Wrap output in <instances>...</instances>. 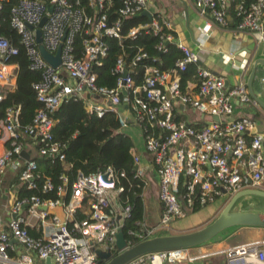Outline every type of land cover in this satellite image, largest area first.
Wrapping results in <instances>:
<instances>
[{"label":"built area","instance_id":"1","mask_svg":"<svg viewBox=\"0 0 264 264\" xmlns=\"http://www.w3.org/2000/svg\"><path fill=\"white\" fill-rule=\"evenodd\" d=\"M7 0H0V13ZM233 0H191L201 12L220 27L227 25V5ZM112 0H18L8 9V23L19 38L28 69L38 73L31 84L40 106L31 122L21 126L19 106H8L0 117V198L11 193L12 200L5 209L6 220L0 216V264H33L35 260L49 264H97L94 250L113 254L115 235L130 218L131 205L122 203L123 191L119 180L124 171L104 166L83 174L77 169L70 185L68 200H64L65 177L56 188L58 199L31 195L16 198L14 183L6 190L1 187L6 172L14 173L17 186L26 190L36 188V161L30 156L33 149L38 156H58V144L51 142V114L61 103L80 100L88 114L102 117L115 115L119 129L136 127L142 138L146 155L145 167L139 155L130 152L133 178L146 185L148 167L156 177V195L161 206L158 221L153 226L136 222V229H128L132 239L142 240L170 229V222L184 218L194 200L201 206L242 189H260L264 178V135L254 131L249 116L232 118V101L242 105L255 104L243 83L228 86L222 76L197 65L195 52L177 37L173 23L164 14L150 9L151 0H117L110 19L106 11ZM50 8V12L47 9ZM88 9V12L85 10ZM237 31H246L257 43L264 42V0L234 5ZM147 11L150 18L121 34L120 22ZM45 17L40 28L43 48L54 55L59 48V65L52 68L39 54L34 30ZM27 25L32 28L28 29ZM141 31L157 37L154 49L158 53L173 43L180 50L169 69L147 64V53L138 48L128 62L124 56L116 58L110 69L115 77L112 86L97 83V70L108 53L105 39H134ZM81 35L80 48L74 38ZM17 47L0 37V101L6 91L15 87L16 65L9 59L17 54ZM159 62H157L158 64ZM188 64L195 65L196 79L180 84V73ZM126 105V108H122ZM185 109L207 117L196 127L183 118ZM216 117V121L213 118ZM38 145V147H37ZM22 152L28 154L24 159ZM179 186L182 188L181 193ZM48 177H42L40 191L51 190ZM142 191V190H141ZM60 208L64 218L54 209ZM77 209L85 215L75 218ZM38 223L37 228L32 226ZM43 225L53 231L42 236L28 234L27 228L41 230ZM126 242V241H125ZM127 244V242H126ZM13 253L14 256H11ZM224 264H264V240L240 243L220 251ZM185 250L149 253L127 264H164L179 260L193 261Z\"/></svg>","mask_w":264,"mask_h":264},{"label":"trees","instance_id":"2","mask_svg":"<svg viewBox=\"0 0 264 264\" xmlns=\"http://www.w3.org/2000/svg\"><path fill=\"white\" fill-rule=\"evenodd\" d=\"M17 1L7 0L0 13V37L9 45L17 47L18 50L17 54L9 59L10 63L16 65L15 87L6 91L0 101V117L6 107L19 106V123L23 126L31 122L34 111L40 104L36 101L34 91L31 89L32 82L38 79V73L28 69L18 35L10 28L8 23V9ZM112 1V6L106 11L110 19L115 17L113 11L118 5L117 0ZM238 1H228L227 5V14L231 16L233 22L238 19L233 10ZM243 1L245 5H248L253 0ZM79 2L81 6L85 7L86 0H79ZM85 10L88 12V9L85 8ZM145 21L146 19L143 16H133L121 20V34L125 35L129 28ZM80 40L81 35L77 34L74 38L76 47L80 48ZM105 41L108 45V53L102 66L97 70V83L105 86L114 84L115 77L110 74V69L120 55H123L125 61L128 62L136 50L142 48L149 58L155 59V63L148 60L147 64L158 65L162 70L169 69L173 61L181 56L180 50L173 43L166 44V50L158 53L154 49L157 37L143 31L134 39L123 38L119 43L115 39L106 38ZM157 62L159 63L157 64ZM195 79V65L188 64L185 70L180 73V84L183 87L186 81ZM258 79V76H256L255 82ZM50 117L53 120L50 129V140L58 144L62 159L59 160L57 155L54 157L38 156L37 154L32 156L36 161V171L40 178L36 180V188L32 190H26L21 185L17 186L18 180L15 178L13 182L15 188L13 190L16 198L36 195L40 198L58 199L56 188L62 185L61 177L63 176L67 180V184L64 185V200L67 201L70 194V185L75 179L77 169L81 170L83 174L92 173L104 166H111L115 171L122 170L125 172V178L119 180V184L123 188V191L119 194V200L122 203H129L132 209L130 218L124 222L121 230L127 245L135 244L138 240L132 239L126 231L136 229V222H142L141 187L143 182L140 179L133 178V166L129 152L132 147V140L127 131L119 129L116 117L112 113H107L99 118L93 114H88L80 100H69L61 103ZM42 177H48L52 186L51 190L45 193L40 191ZM179 190L181 193L182 188L180 186ZM201 208V205L194 200L189 210L194 213ZM74 215L78 220L85 216L80 209H77ZM27 232L32 236H39V232L33 228H27ZM116 252L117 250L113 254Z\"/></svg>","mask_w":264,"mask_h":264},{"label":"crops","instance_id":"3","mask_svg":"<svg viewBox=\"0 0 264 264\" xmlns=\"http://www.w3.org/2000/svg\"><path fill=\"white\" fill-rule=\"evenodd\" d=\"M150 9L156 10L165 15L172 23L177 31V37L182 43L188 47L191 51L195 52L198 57L197 65L212 71L213 73L220 75L224 78L225 83L232 86L236 83H243L245 85V78L247 76L248 68L250 63L258 57L260 54H264V42L257 43L254 36L246 31H237L234 26V22L230 17L227 21V25L220 27L215 25L210 17L199 11L191 2V0H167L164 7H155L152 0L150 2ZM258 76V80L255 82V77ZM191 81V80H188ZM252 89L257 97L264 102L259 94L264 92L263 83V70L257 68L253 77ZM232 118L238 119L243 116H249L254 121V131L264 135V111L261 110L257 105H242L235 100L232 101ZM183 118L196 127H200L207 122L206 116H201L191 109H185ZM128 135L132 140L131 152L139 155L140 159L146 160V155L143 149L142 138L140 132L136 127L129 126L126 129ZM30 156H34L35 152L32 149ZM141 159V165L145 167V161ZM147 181L145 187L141 191L142 200V221L145 226H153L158 221L161 206L157 200V187L156 177L152 168L148 167ZM15 181L14 173L6 172L1 187L4 190L8 188ZM260 190H264V178ZM229 197L223 196L209 202L205 206H201L204 209H208L209 216L213 214L220 205ZM12 200L11 193L2 195L0 198V216L2 220L7 219L5 209L9 206ZM251 211L264 213V206L261 207L253 206ZM203 209V210H204ZM55 214L59 218H64L60 208L54 209ZM38 223H35L34 227L37 228ZM190 222H185V227H175V230H184L192 228ZM233 228V227H232ZM41 230H36L39 235L45 236L53 231L48 225L40 227ZM229 233L230 240L233 241L234 245L240 243L264 240V229L258 227L249 226H237ZM223 232V233H224ZM221 233V234H223ZM218 234V235H221ZM216 235V236H218ZM215 236V237H216ZM213 237V238H215ZM212 238V239H213ZM210 239V240H212ZM227 237L224 240L219 239L213 243L207 244L209 241L187 249V253L190 256H201V259L187 261L179 260L173 263L164 264H224V255L220 253L221 250L229 248L231 246L226 243ZM232 242V241H231ZM14 256L13 253H10ZM33 264H45V261L41 262L35 260Z\"/></svg>","mask_w":264,"mask_h":264},{"label":"water","instance_id":"4","mask_svg":"<svg viewBox=\"0 0 264 264\" xmlns=\"http://www.w3.org/2000/svg\"><path fill=\"white\" fill-rule=\"evenodd\" d=\"M50 8L47 9L50 12ZM140 16L150 18L147 11H142ZM227 21L230 17H226ZM45 21V17L39 21L34 30V39L37 44V49L40 56L52 67L57 68L59 65V48H57L54 55L48 53L41 42L40 28ZM28 29L32 28L27 25ZM257 68L263 70V83H264V54H260L256 57L248 68L247 76L245 78V87L252 102L255 103L261 110L264 111V102L260 100L252 89L253 77ZM122 108H126V105H122ZM213 120H217L216 117ZM24 159L28 158L26 152L21 153ZM261 199L264 200V190L246 188L242 189L229 196L225 204L208 224L196 228L194 230L181 232L177 234H158L152 237L144 238L137 241L133 245H127L124 239L122 230L119 229L115 235V248L117 252L115 254L109 251L94 250L97 259V264H127L131 260L140 256L163 251L171 250H185L191 247L201 245L218 234L224 232V230L237 227V226H249L258 227L264 229V213L250 211L247 208L253 206H260ZM45 264H49V259H45Z\"/></svg>","mask_w":264,"mask_h":264},{"label":"rangeland","instance_id":"5","mask_svg":"<svg viewBox=\"0 0 264 264\" xmlns=\"http://www.w3.org/2000/svg\"><path fill=\"white\" fill-rule=\"evenodd\" d=\"M152 2L155 5V7L158 6L161 8V7H164L166 5L167 0H152ZM259 96L262 97V99L264 100V92H263V94H259ZM141 159L143 160V157ZM143 161H145V160H143ZM225 202L223 203V205L225 204ZM223 205H220V207L217 208L216 211L213 214H211L210 216H209L208 209L201 208L199 211L194 212V213L190 212V210L188 209L187 214L184 218L174 219L173 221L170 222V229L167 232H165V234H177V233L186 232V231H190V230H194L196 228L202 227L214 219V217L219 213V211L221 210ZM262 205L264 206V200L263 199H261L260 207ZM256 207H258V206H256ZM247 209L250 211L252 210V208H247ZM185 222H190L191 225H193V227L189 228V229H184V230H175L174 226L175 227H181V226L185 227ZM233 228L231 227L229 229H233ZM230 231H232V230L225 231L223 234L216 236L215 238H213L207 244H204V245H209V243L211 244V243L215 242V239L216 240H219V239L224 240V238L227 237V239H226L227 245L234 246L233 241H236V239L230 240V238H229Z\"/></svg>","mask_w":264,"mask_h":264}]
</instances>
